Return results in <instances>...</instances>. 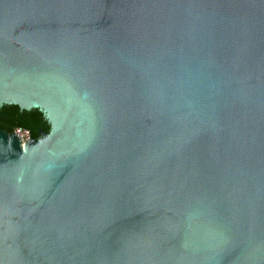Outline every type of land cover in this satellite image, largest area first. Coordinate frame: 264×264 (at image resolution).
<instances>
[{
  "label": "water",
  "instance_id": "obj_1",
  "mask_svg": "<svg viewBox=\"0 0 264 264\" xmlns=\"http://www.w3.org/2000/svg\"><path fill=\"white\" fill-rule=\"evenodd\" d=\"M4 104L0 264H264V0H0Z\"/></svg>",
  "mask_w": 264,
  "mask_h": 264
},
{
  "label": "trees",
  "instance_id": "obj_2",
  "mask_svg": "<svg viewBox=\"0 0 264 264\" xmlns=\"http://www.w3.org/2000/svg\"><path fill=\"white\" fill-rule=\"evenodd\" d=\"M17 128L28 129L31 138L38 139L41 136L40 130L48 131L49 125L43 114L36 108L22 110L17 105H2L0 107V129L12 133Z\"/></svg>",
  "mask_w": 264,
  "mask_h": 264
},
{
  "label": "built area",
  "instance_id": "obj_3",
  "mask_svg": "<svg viewBox=\"0 0 264 264\" xmlns=\"http://www.w3.org/2000/svg\"><path fill=\"white\" fill-rule=\"evenodd\" d=\"M14 133L20 139L21 143L24 144L27 140L31 138L30 131L24 128H17L14 130Z\"/></svg>",
  "mask_w": 264,
  "mask_h": 264
}]
</instances>
